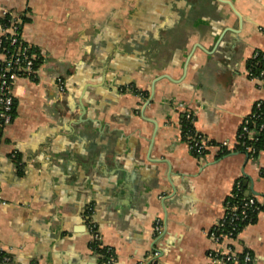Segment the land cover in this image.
Masks as SVG:
<instances>
[{
	"label": "crops",
	"instance_id": "crops-1",
	"mask_svg": "<svg viewBox=\"0 0 264 264\" xmlns=\"http://www.w3.org/2000/svg\"><path fill=\"white\" fill-rule=\"evenodd\" d=\"M3 9L27 17L22 34L41 60L35 79L16 80L0 137V264H99L90 217L115 264H209L237 180L262 208L225 244L264 264V150L235 148L264 99L248 69L264 50V0H0ZM187 114L230 152L193 153Z\"/></svg>",
	"mask_w": 264,
	"mask_h": 264
},
{
	"label": "built area",
	"instance_id": "built-area-1",
	"mask_svg": "<svg viewBox=\"0 0 264 264\" xmlns=\"http://www.w3.org/2000/svg\"><path fill=\"white\" fill-rule=\"evenodd\" d=\"M9 15L7 25L0 22V136L11 124L15 109L14 85L18 78L25 77L35 79L37 77L38 60L40 55L23 37L22 24L25 16L18 11L3 9L0 16ZM256 50L251 58L257 56ZM264 51V50H262ZM260 71L254 73L249 70V75L259 79L264 83V58L261 60ZM58 85L63 90V83L58 81ZM190 123L185 131L188 147L200 156H206L210 149L217 148L218 153H225L230 147L228 141L219 144L211 142L206 135L194 128L193 117L187 114ZM264 132V99L258 100L249 115H247L241 125L237 144H241L247 153L253 155L257 151L256 143L260 140V135ZM263 151V150H261ZM260 151V152H261ZM245 186L242 180H237L235 188L230 197L236 191L243 190ZM0 200L5 203L4 200ZM258 199L255 195H247L240 205H232L226 201L225 214L223 218L214 226L211 235L220 246L209 252V264H255V256L250 250H236L233 246L225 244L228 239L235 238L243 226L253 223L254 214L257 213ZM90 216V214H89ZM86 228L91 235L90 248L98 256L99 264H115L116 253L110 246L103 244L98 225L90 217L86 222ZM163 224L160 219L156 220L154 236L162 234ZM0 259L7 260L8 256L0 248Z\"/></svg>",
	"mask_w": 264,
	"mask_h": 264
},
{
	"label": "trees",
	"instance_id": "trees-1",
	"mask_svg": "<svg viewBox=\"0 0 264 264\" xmlns=\"http://www.w3.org/2000/svg\"><path fill=\"white\" fill-rule=\"evenodd\" d=\"M9 19H10L9 15L0 16V22L4 25H7ZM22 20L24 22V20H27V17L24 16ZM263 58H264V51L258 50L257 56L254 58H250V60L248 61V69L252 70L254 73H258L260 71V65L262 64L261 60ZM39 62H40V60H38L36 63L37 67L39 66ZM189 126H190V123L188 122L187 126H186V130H187V127L189 128ZM255 145L257 147V151L252 155L253 157H257L260 154V151L264 150V132L260 135V140ZM235 148H236V150L246 152V150L244 149V147L241 144H237ZM229 152H230L229 150H226L225 153H221L220 155H224V154H227ZM193 153L197 154L196 152H193ZM262 175L264 176V170L262 171ZM247 195H252V194H250V193L246 194V187L243 186V190L236 191L234 196L228 198V201L232 205H234V204L240 205L246 199ZM257 206L259 207V209H258L257 213L255 212V214H254L253 222H255L257 214L259 213V211L262 208V205L259 201H258Z\"/></svg>",
	"mask_w": 264,
	"mask_h": 264
},
{
	"label": "water",
	"instance_id": "water-1",
	"mask_svg": "<svg viewBox=\"0 0 264 264\" xmlns=\"http://www.w3.org/2000/svg\"><path fill=\"white\" fill-rule=\"evenodd\" d=\"M249 193H250V191L246 192V194H249Z\"/></svg>",
	"mask_w": 264,
	"mask_h": 264
}]
</instances>
